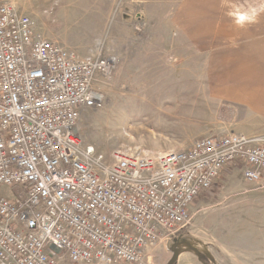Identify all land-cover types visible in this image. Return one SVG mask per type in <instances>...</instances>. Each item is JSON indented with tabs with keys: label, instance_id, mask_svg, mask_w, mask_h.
Returning a JSON list of instances; mask_svg holds the SVG:
<instances>
[{
	"label": "rangeland",
	"instance_id": "obj_1",
	"mask_svg": "<svg viewBox=\"0 0 264 264\" xmlns=\"http://www.w3.org/2000/svg\"><path fill=\"white\" fill-rule=\"evenodd\" d=\"M0 2L78 55L114 60L94 85L102 106L77 125L99 151L147 156L213 134L264 135V0ZM189 212L178 234L146 246L141 264H169L174 248L173 264H264V183L246 181L242 162L226 165Z\"/></svg>",
	"mask_w": 264,
	"mask_h": 264
},
{
	"label": "built area",
	"instance_id": "obj_2",
	"mask_svg": "<svg viewBox=\"0 0 264 264\" xmlns=\"http://www.w3.org/2000/svg\"><path fill=\"white\" fill-rule=\"evenodd\" d=\"M113 67L0 2V264H141L146 246L189 224L191 202L229 163L264 183L260 134H213L147 156L86 143L78 121L102 106L94 85Z\"/></svg>",
	"mask_w": 264,
	"mask_h": 264
},
{
	"label": "water",
	"instance_id": "obj_3",
	"mask_svg": "<svg viewBox=\"0 0 264 264\" xmlns=\"http://www.w3.org/2000/svg\"><path fill=\"white\" fill-rule=\"evenodd\" d=\"M190 249L195 251L194 247H192V246H190ZM177 257H178V250L176 248H174L173 249V255L169 260V264H173L177 260ZM198 259H200L199 256H198Z\"/></svg>",
	"mask_w": 264,
	"mask_h": 264
},
{
	"label": "crops",
	"instance_id": "obj_4",
	"mask_svg": "<svg viewBox=\"0 0 264 264\" xmlns=\"http://www.w3.org/2000/svg\"><path fill=\"white\" fill-rule=\"evenodd\" d=\"M14 6H15V5H14ZM15 7H16V6H15ZM17 10H18L19 12H21L20 9L17 8ZM21 13H23V12H21ZM23 14H25V13H23ZM248 92H250V91H248ZM251 94H252V93H249V95H251ZM227 184L229 185V182H227Z\"/></svg>",
	"mask_w": 264,
	"mask_h": 264
},
{
	"label": "clouds",
	"instance_id": "obj_5",
	"mask_svg": "<svg viewBox=\"0 0 264 264\" xmlns=\"http://www.w3.org/2000/svg\"><path fill=\"white\" fill-rule=\"evenodd\" d=\"M253 20H254V17H253ZM249 22H251V21H249Z\"/></svg>",
	"mask_w": 264,
	"mask_h": 264
},
{
	"label": "bare ground",
	"instance_id": "obj_6",
	"mask_svg": "<svg viewBox=\"0 0 264 264\" xmlns=\"http://www.w3.org/2000/svg\"><path fill=\"white\" fill-rule=\"evenodd\" d=\"M185 246V245H184Z\"/></svg>",
	"mask_w": 264,
	"mask_h": 264
}]
</instances>
